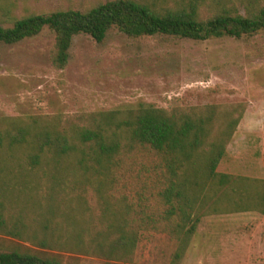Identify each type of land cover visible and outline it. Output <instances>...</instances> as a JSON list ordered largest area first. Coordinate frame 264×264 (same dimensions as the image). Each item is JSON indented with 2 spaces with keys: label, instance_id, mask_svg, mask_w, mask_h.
I'll use <instances>...</instances> for the list:
<instances>
[{
  "label": "rangeland",
  "instance_id": "374dc122",
  "mask_svg": "<svg viewBox=\"0 0 264 264\" xmlns=\"http://www.w3.org/2000/svg\"><path fill=\"white\" fill-rule=\"evenodd\" d=\"M105 1L0 0V25L10 27L15 19L61 9L86 11ZM138 1L166 10L188 0ZM214 10L207 0L200 15L205 18ZM54 44L47 27L17 43H0L1 127L30 123L70 135L75 127L91 123V114L140 102L167 110L242 103L243 115L217 171L260 180L264 188V31L193 40L166 34L130 37L112 28L101 43L78 34L63 68L52 63ZM33 152L31 143L0 146V251L54 257L65 264H171L177 242L161 219L165 207L157 195L162 179L158 155L141 146L128 148L99 177L103 185L94 182L82 193V207L95 217L110 204L142 221L132 254L106 259L62 245L69 236L63 219L69 198L77 201L80 190L52 187L49 176L28 164ZM178 264H264V212L203 216Z\"/></svg>",
  "mask_w": 264,
  "mask_h": 264
},
{
  "label": "trees",
  "instance_id": "16d2710c",
  "mask_svg": "<svg viewBox=\"0 0 264 264\" xmlns=\"http://www.w3.org/2000/svg\"><path fill=\"white\" fill-rule=\"evenodd\" d=\"M206 1L188 0L176 9L158 10L138 0H108L86 11L61 9L29 15L15 19L10 27L0 25V43H17L47 27L55 39L52 63L63 68L72 39L78 34H88L101 43L112 28L130 37L166 34L193 40L241 38L264 31V0H211L216 10L202 18L200 6ZM244 109L242 103H235L167 110L140 102L91 114V123L75 127L70 135L54 127L37 129L30 123H3L0 146L18 148L31 143V169H41L49 176L52 187L64 184L69 185L68 191L80 190L75 194L77 201L69 198L71 205L63 218L69 236L62 245L106 259L132 254L142 221L110 204L95 217L90 208L82 207L85 203L80 202L81 195L94 182L104 184L99 177L114 166L116 155L136 146L154 152L161 164V187L157 192L165 207L161 219L177 242L171 264H178L203 216L264 212L262 181L217 171ZM0 264L65 263L54 257L12 250L0 251Z\"/></svg>",
  "mask_w": 264,
  "mask_h": 264
}]
</instances>
